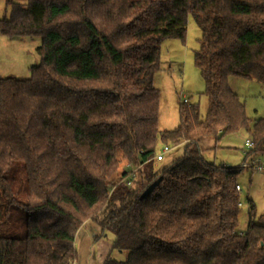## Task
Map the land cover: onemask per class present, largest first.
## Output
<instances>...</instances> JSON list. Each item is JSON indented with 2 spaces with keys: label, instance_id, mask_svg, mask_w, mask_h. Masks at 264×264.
<instances>
[{
  "label": "trees",
  "instance_id": "16d2710c",
  "mask_svg": "<svg viewBox=\"0 0 264 264\" xmlns=\"http://www.w3.org/2000/svg\"><path fill=\"white\" fill-rule=\"evenodd\" d=\"M6 11L0 35L41 44L27 78L0 77V264L78 261L89 219L127 251L101 264H264L253 202L237 231L238 178L254 169L203 154L206 140L246 130L243 163L264 157V117L251 125L229 83L264 87V0H6ZM189 14L202 30L194 57L208 108L182 101L177 126L161 130L160 48L185 39ZM179 144L155 171L159 147ZM121 160L139 167L130 184L118 181Z\"/></svg>",
  "mask_w": 264,
  "mask_h": 264
},
{
  "label": "rangeland",
  "instance_id": "374dc122",
  "mask_svg": "<svg viewBox=\"0 0 264 264\" xmlns=\"http://www.w3.org/2000/svg\"><path fill=\"white\" fill-rule=\"evenodd\" d=\"M26 3L27 0H17ZM8 14L6 0H0V16ZM202 30L193 15L187 19L185 39H165L160 48L161 69L155 74L154 84L160 90L159 128L173 129L179 123V104L185 98L191 102H199L201 115L205 116L208 108V97L204 94L205 82L195 65V51L199 48ZM41 37H21L8 40L0 35V77L15 76L27 78L30 67L39 62L37 47ZM231 88L239 95L246 106L251 125L258 118L264 117V87L254 79L231 76ZM251 138L246 130L228 134L219 140L210 138L203 144L204 157L215 164L241 166L248 148L246 139ZM164 154L162 161H154L155 171L169 166L183 152V145L171 146ZM163 145L159 147L160 152ZM129 164L121 160L117 178L120 181ZM240 214L237 231L248 228L250 203L256 206L257 218L264 214V172L245 168L239 175ZM103 218V214L99 215ZM114 234L102 232L100 223L93 219L87 220L77 231L75 246L78 251V264H101L107 256L124 259L127 251L112 248Z\"/></svg>",
  "mask_w": 264,
  "mask_h": 264
},
{
  "label": "built area",
  "instance_id": "2783aa9c",
  "mask_svg": "<svg viewBox=\"0 0 264 264\" xmlns=\"http://www.w3.org/2000/svg\"><path fill=\"white\" fill-rule=\"evenodd\" d=\"M184 101L187 102L188 99L185 98ZM253 144L254 143L251 138L246 139L245 145L247 146L248 149L252 148ZM169 151H170L169 145H163L162 150L156 154L155 159L157 161H162L164 159V154H166ZM241 166H251L256 171L264 172V157H256L250 162L243 163ZM138 169L139 167L131 165V168L128 170L126 175L120 179L119 183L130 184ZM236 188L239 191L242 189L240 184H238ZM239 205H241V202L239 203ZM72 264H78V262L74 261L72 262Z\"/></svg>",
  "mask_w": 264,
  "mask_h": 264
},
{
  "label": "crops",
  "instance_id": "0c3cea01",
  "mask_svg": "<svg viewBox=\"0 0 264 264\" xmlns=\"http://www.w3.org/2000/svg\"><path fill=\"white\" fill-rule=\"evenodd\" d=\"M2 36H3V35H2ZM4 37H5V36H4ZM6 38H7V37H6ZM7 39H8V40H12V39H9V38H7ZM129 169H130L129 166H127L126 169H125V171H128ZM125 171H124V172H125Z\"/></svg>",
  "mask_w": 264,
  "mask_h": 264
}]
</instances>
